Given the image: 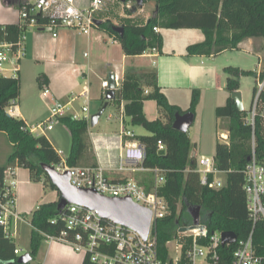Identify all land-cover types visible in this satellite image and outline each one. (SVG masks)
Wrapping results in <instances>:
<instances>
[{"label":"trees","instance_id":"16d2710c","mask_svg":"<svg viewBox=\"0 0 264 264\" xmlns=\"http://www.w3.org/2000/svg\"><path fill=\"white\" fill-rule=\"evenodd\" d=\"M148 1L156 5L154 16L147 23L125 21L122 25L123 36L112 30L114 25L111 21L102 22L98 27L122 46L127 57H139L154 50L161 53L163 37L155 29L203 31L204 42L188 46V56H218L225 51L238 50L239 45L247 39L264 40V0H145V3ZM27 4L18 5V10ZM127 11L132 13L128 9ZM36 18L42 27L51 23V19L43 15H37ZM23 32L24 29L19 23L0 25V43H15ZM224 72L227 76L226 89L230 94L240 90V78L243 75L255 77L257 85L254 88V104L259 91L258 82L264 81V69L258 74L230 66L225 68ZM45 78V75L38 78L41 88L46 85ZM147 89L150 90L148 94ZM20 97V76L0 75V133L5 134L13 146L6 163L0 166V186L3 187L4 172L8 167L23 168L30 172L34 182L43 183L52 191H56L59 201L60 193L51 184L43 169V165L60 163L57 150L46 136L32 133L24 120L8 113V109L18 104ZM199 99L200 93L193 91L190 108L184 112L168 101L158 84L155 71H144L138 75L127 71L116 92V99L111 102L118 108L124 102L125 115L130 118L132 125L149 133L136 135L134 139L146 149L147 156L143 167L167 171L166 182L159 190V195L170 207V215L158 223V246L162 259H167L166 244L175 238L177 230L193 221L190 209H201V221L207 226L210 234L217 231L233 232L240 240L246 238L253 227L244 186L246 169L253 151V134L257 159L259 163L264 164V88L258 98L254 126L249 120L251 111L249 115L245 111H239L231 96L224 106L216 110L218 118L228 120L226 126L230 138L228 144H217L213 157L217 168L227 173L225 185L220 190L201 185L197 172L198 159L192 156L189 133L177 131L173 127L178 113L195 114ZM149 100H154L161 112L160 118L155 121L148 120L144 113V103ZM104 103L105 97L103 105ZM59 120L71 137L68 165L97 167L89 122L85 119H73L71 116ZM160 142L165 145L162 152L159 151ZM135 177L137 182L148 190L151 188L150 174L139 172ZM58 201L42 204L31 215L29 254L33 260L38 256L44 236H59L66 229L60 220ZM254 243L258 255L264 257V220L256 225ZM190 244L191 239H188L187 246ZM233 249L234 247L225 248L221 253L229 255ZM16 250V243L0 225V264H18L20 257L15 254ZM83 264L94 263L89 257H85Z\"/></svg>","mask_w":264,"mask_h":264},{"label":"built area","instance_id":"2783aa9c","mask_svg":"<svg viewBox=\"0 0 264 264\" xmlns=\"http://www.w3.org/2000/svg\"><path fill=\"white\" fill-rule=\"evenodd\" d=\"M102 6L103 0H92L87 8L77 5L76 0L31 1L19 10V25L24 29V32L19 36L18 41L0 43V75L13 77L19 75L21 60L25 55L28 30L44 28L52 32L56 39L60 29L69 28L89 37L93 30L98 28L96 21L99 20L95 18V13ZM37 15L51 19V23L43 27L40 26L36 18ZM155 31L159 32V29H155ZM117 84L119 89L118 81ZM102 87L105 90L103 94L105 97L109 89V82H103ZM258 88V95L249 118L253 126L255 125L258 98L264 88V81L258 82ZM146 93L148 94V91ZM49 94V88H46L44 95L48 96ZM83 96L88 98L87 90ZM88 104L82 108L84 116L80 117L71 111V103L56 102L51 107L50 118L31 131L32 133L51 131L54 128L53 119L66 116H71L73 119H85L91 127ZM122 111L124 113V105H122ZM90 135L93 138L91 133ZM123 136L128 137L130 141L121 148L116 171L121 174L133 171L150 174L152 184L149 190L132 178L128 180L110 179L106 174V169L100 165L97 167H71L68 165L67 155L61 150H57L60 163L51 167L60 175L69 173L70 182L75 188L93 190L108 198H129L136 205L150 210L152 220L148 239L144 240L136 231L103 219L96 210L69 205L60 215V220L65 224L66 229L59 236L46 235L45 237L50 242L66 245L75 253L89 257L94 264H264V257L258 255L254 243L256 225L264 220V164L259 163L257 159L254 134L253 151L246 169L244 186L250 220L253 224L250 234L244 239L239 240L238 238L235 243L223 246V233L217 231L210 234L200 218L198 226H195L192 221L191 225L183 226L177 230L175 238L166 244L167 259H162L158 246V223L170 215L169 204L159 195L160 188L166 182L167 171L160 168H144L146 149L134 140L136 135L133 132L123 131L120 137L123 139ZM221 139L228 144L229 134L222 135ZM164 150L165 145L160 142L159 151ZM197 172L200 175L202 186L212 190H220L224 187L227 173L217 168L213 157L201 156L198 158ZM18 185V168L8 167L4 172L3 187L0 186V225L5 228L7 233L10 232L9 223L12 216L20 219L16 211ZM201 227L203 229H200ZM182 228H189V230L181 232ZM188 239H191L189 246H187ZM171 246L174 247L173 250ZM231 247L234 249L229 255L221 253L222 249ZM21 253L22 251L19 249L15 252L19 257Z\"/></svg>","mask_w":264,"mask_h":264},{"label":"crops","instance_id":"0c3cea01","mask_svg":"<svg viewBox=\"0 0 264 264\" xmlns=\"http://www.w3.org/2000/svg\"><path fill=\"white\" fill-rule=\"evenodd\" d=\"M31 1L33 0H0V25L18 24L19 10L17 6L20 4L30 3ZM154 6L155 7L153 13L149 17L150 19L154 16L156 11L155 3ZM45 30L47 29L38 28L27 31L25 55L21 60L19 76L22 81L24 61H27V63H35L36 65H39V67H43V75H45L46 77L44 79V82L46 84L44 86V90L46 88H49L50 94L46 97L50 96V100L53 102V105L56 102H60L62 104H72L78 99V97L85 99L86 102L84 106L89 103L91 96H94V98L97 99H102L103 101V94L105 93V90L103 89L102 84L105 81H109L110 74L115 75L116 80L121 86L127 71H131L137 74L139 72H142V68L145 69V71H155L157 73L158 84L167 97L168 101L171 104L178 106L184 112L188 111L190 108L193 91L197 90L200 93L202 102H206V96L204 95V93H209L206 104L209 105L215 113L217 108L224 106L231 96V94L226 89L227 76L224 72V69L232 65L227 66V61L225 62L223 60H220L221 57L228 53V51H225L218 56L212 57L188 56L186 53L188 46L204 42L205 35L201 30L159 29V33L162 35L164 42L162 52L160 53L155 50L148 51L146 54L139 57H127L123 52L122 46L101 30H99L100 33L97 32L96 35L92 38L87 37L89 48L92 49V56L95 49V57H97V61H105L111 68V71H109V74L107 76H103V79L100 78L101 85L96 94L93 93V85L88 80L90 73L94 77H97V74L95 73L91 65L92 59H90L91 61L89 62V58L85 57L88 59V61L85 64H79L73 57L70 60L71 63H69L67 58L69 54L68 39H70V34H66L65 41L60 42V34H58V37L54 39L53 33L49 31L51 33V36H49L43 32ZM245 46L247 48V51L254 53L257 52L259 59L262 60L261 53L264 52L263 41H261L260 39H247L239 45V49L242 50V48ZM85 55L87 56L88 53H85ZM132 61L134 62L130 63ZM260 66L261 63L259 67ZM86 67L87 71L85 72ZM261 67L262 68L257 72L258 74H260V72L264 69V65H262ZM136 68L138 69L136 70ZM86 90L88 92V98H85L83 96ZM146 91L149 92L150 90L147 89ZM19 102L20 104L18 106L16 105L17 109H13V111L11 112H9L8 109V113L12 114V116L24 120L28 128L30 129L28 121L22 115L24 113L21 101L19 100ZM147 102L148 101L144 103V113L147 119L150 121L159 119L161 112L157 106V103L154 110L153 106ZM183 102L184 104H189L188 109L184 110L180 107ZM122 105H124V113L122 111ZM110 106H113L114 109L113 114L109 115V119L112 121L113 125L109 128L95 133H91L93 131V128H90V133L94 134L92 140L94 156L97 159L98 165L106 169V174L110 179H129L132 172L121 174L116 171L115 167L113 168L111 162L108 163V158H111L110 153L111 151H113L110 150L113 141L117 140L118 146H120V143L121 146L122 143L123 145L127 144L130 139L125 136H123V139L120 137L123 131L133 132L135 135H149V133L147 132L137 134L132 129H129L131 121L130 118L125 115V103L121 104L120 108H118L111 102L108 108ZM90 114H93L91 109ZM152 114H157V118L156 115L154 117ZM114 117L115 119H113ZM64 128L66 129V127ZM54 130L55 127L49 132L44 131L34 134L46 136V138L56 149L54 139L49 135V133L53 132ZM0 141H2L3 144H6V150H4L2 159L0 160V166H2L6 163L9 155L11 154L13 146L9 142L7 136L3 133H0ZM21 171L22 170L18 168L19 185L16 191V211L21 210L19 209V207L20 202L22 201L19 197V192H23V189H21L20 186L22 184L28 185L32 181L30 172L28 170L27 171L29 173V176L28 174H22ZM50 198L51 199L46 203L58 201V193L51 190ZM38 208L39 207L37 206L36 209ZM30 210L31 212L35 211H33V209ZM10 232L11 238L14 240L15 236L12 231ZM43 247H46V255L43 263L41 264H83V261L85 259L83 255L75 253L70 247L60 243H52L45 236L40 250Z\"/></svg>","mask_w":264,"mask_h":264},{"label":"rangeland","instance_id":"374dc122","mask_svg":"<svg viewBox=\"0 0 264 264\" xmlns=\"http://www.w3.org/2000/svg\"><path fill=\"white\" fill-rule=\"evenodd\" d=\"M92 0H76L77 5L82 8L89 7ZM136 6V0H103V6L100 10H97L95 13V18L99 21H111L114 26H122L125 21H131L132 23H147L150 19V15H152L154 10V2L148 1L145 3L144 8L137 10L136 13H128V10H132ZM131 14V15H130ZM147 19V20H146ZM70 30V31H69ZM69 28H62L58 31L60 34L59 41H65L66 34H70L69 40V54H68V62L71 63V59L74 57L77 63L85 64L89 58V62L92 59V67L97 77H94L91 73L89 74V82L93 85V93L96 94L98 89L101 85V79L103 76H107L111 68L108 66V63L105 61H97V57H95V49L93 51L92 56V49L89 48L87 43V37L83 34H80L77 31H74ZM100 29L96 28L93 30L90 38L96 35L97 32L100 33ZM45 34L51 36V33L47 30L43 31ZM264 42L263 39H260ZM85 53H88L86 56ZM262 60L259 59L257 52H250L247 51L246 46L238 50H231L226 53L220 60L227 61V66L232 65L234 67H239L244 72H258L264 65V52L261 53ZM67 56V54H66ZM91 58H90V57ZM136 61V60H135ZM134 61L130 62L133 63ZM64 63V62H63ZM261 63V66L259 67ZM137 66V64H136ZM11 67V65H9ZM141 68V67H139ZM138 68H136L137 70ZM87 71V67L85 72ZM145 69L142 68V72ZM140 72V73H142ZM140 73H137L140 74ZM44 74V68L39 67L35 63H27L24 61L23 64V75H22V91L20 101L23 107L22 114L25 119L28 121L30 130L36 127L39 124L46 122L51 116V107L53 106V102L50 100V96L46 97L44 95V87L41 88L38 83V78ZM257 85V81L254 76L252 75H243L240 78V92L242 93V99L244 103V111L247 115L250 114L252 110L253 104V96H254V88ZM94 94V95H95ZM207 98L209 97V93H204ZM201 96V95H200ZM85 99L78 97V99L71 104V110L74 114L83 117L84 114L82 112V108L85 105ZM205 101H201L199 99V104L195 110V121L193 126L189 130V136L192 142V155L200 158L201 156L206 157H214L216 146L220 142L222 143L221 136L226 135L228 133L227 129V119L218 118L216 113L212 110V108L206 104ZM147 103H150L154 110L156 108V102L154 100H149ZM20 104L18 102L17 106ZM17 106H14L9 109V112L16 110ZM103 101L102 99L94 98L91 96L89 101V108L91 109L93 116L102 109ZM180 107L184 110L189 108V104H184V102L180 105ZM113 106H110L105 113L102 115L100 119V123L96 128H93L91 133H95L98 131H102L103 129L111 127L112 121L109 119V115L113 114ZM12 115V114H11ZM150 115V114H149ZM154 117L157 114H152ZM149 117V116H148ZM151 118V117H150ZM115 119V117L113 118ZM55 130L50 132L49 135L53 137L56 149L63 151L66 155L69 154L71 149V137L70 133L64 128V126L60 123L59 118L53 119ZM115 122V121H114ZM113 122V123H114ZM120 125V124H119ZM64 128V129H63ZM92 128V127H90ZM129 129H132L137 134L147 133L143 128L134 126L132 123L129 125ZM113 130V129H111ZM116 131V130H115ZM41 131H38L40 133ZM49 132V131H48ZM94 136V134H92ZM91 141L93 138L90 135ZM224 143V142H223ZM114 145V146H113ZM125 147V145L118 146L117 140L113 141L111 151V158H108V163H112L113 168H117L119 158L121 155V148ZM6 150V144H3L0 141V160L2 159V154ZM22 170V174L29 173L26 169L20 168ZM139 172L133 171L131 173L130 178L134 180H138L135 175H138ZM21 179V178H20ZM23 189V192H19V197L22 202H20V207L17 213L20 216V219L12 216V219L9 223V229L14 234V242L19 250L22 251L21 256L26 255L30 251V239L32 234V227L29 224L31 219V212L30 209L33 211L37 208V206H41V204L48 202L51 198V189L46 187L43 183L31 181L30 184H22L20 186ZM27 195V196H25ZM25 196V197H24ZM39 202V203H38ZM38 203V204H36ZM23 207V208H22ZM192 222H190V225ZM11 232H9L10 234ZM176 245V243H175ZM172 250L174 249L171 246ZM173 254V252H172ZM46 255V247L40 250L38 257H36L30 264H41Z\"/></svg>","mask_w":264,"mask_h":264},{"label":"water","instance_id":"95a60500","mask_svg":"<svg viewBox=\"0 0 264 264\" xmlns=\"http://www.w3.org/2000/svg\"><path fill=\"white\" fill-rule=\"evenodd\" d=\"M145 0H136V6L132 8L131 12L136 13L137 10L142 9ZM103 21H96L97 27L102 24ZM112 30L120 35H124L123 26H113ZM109 89L106 93V102L99 113L91 116V127L94 128L99 124L102 115L107 110L110 102L116 99V92L118 84L114 74H110L109 77ZM231 98L235 102L239 111H244V103L242 99V93L236 91L231 93ZM195 121V114L188 112L185 114H177L173 127L175 130L188 133ZM250 161V160H249ZM43 169L53 186H55L60 193V200L58 201V210L64 211L69 205H78L88 209L96 210L100 213L101 217L106 220L113 221L117 224L125 226L131 230L136 231L140 236L147 240L151 229L152 212L148 209L142 208L136 205L131 199H116L108 198L99 195L93 190L78 189L72 186L70 182V174L64 175L58 174L53 167L43 165ZM189 213L192 217L195 226L200 223L201 209H190ZM200 229H203L201 227ZM189 228H182L181 232L188 231ZM238 239L237 235L233 232H224L222 234V245L235 243ZM33 260L30 254L21 256L18 259V264H29Z\"/></svg>","mask_w":264,"mask_h":264}]
</instances>
